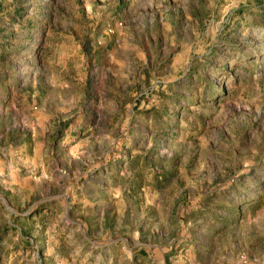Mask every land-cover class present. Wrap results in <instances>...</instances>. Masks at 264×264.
I'll return each instance as SVG.
<instances>
[{
  "label": "rangeland",
  "instance_id": "rangeland-1",
  "mask_svg": "<svg viewBox=\"0 0 264 264\" xmlns=\"http://www.w3.org/2000/svg\"><path fill=\"white\" fill-rule=\"evenodd\" d=\"M0 264H264V0H0Z\"/></svg>",
  "mask_w": 264,
  "mask_h": 264
}]
</instances>
